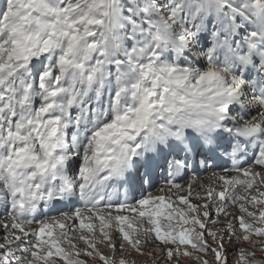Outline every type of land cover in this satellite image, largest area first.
Wrapping results in <instances>:
<instances>
[{
    "label": "snow or ice",
    "instance_id": "snow-or-ice-1",
    "mask_svg": "<svg viewBox=\"0 0 264 264\" xmlns=\"http://www.w3.org/2000/svg\"><path fill=\"white\" fill-rule=\"evenodd\" d=\"M139 257L264 264V0H4L0 264Z\"/></svg>",
    "mask_w": 264,
    "mask_h": 264
},
{
    "label": "rangeland",
    "instance_id": "rangeland-1",
    "mask_svg": "<svg viewBox=\"0 0 264 264\" xmlns=\"http://www.w3.org/2000/svg\"><path fill=\"white\" fill-rule=\"evenodd\" d=\"M154 247H158V245H156L155 243H148L145 245V250H151ZM81 258H84V257H81ZM138 264H152V260L147 259L145 257H139L138 258ZM182 264H191V262L190 261H184L182 259Z\"/></svg>",
    "mask_w": 264,
    "mask_h": 264
},
{
    "label": "bare ground",
    "instance_id": "bare-ground-1",
    "mask_svg": "<svg viewBox=\"0 0 264 264\" xmlns=\"http://www.w3.org/2000/svg\"><path fill=\"white\" fill-rule=\"evenodd\" d=\"M207 179V175H205L203 178H201V180H206ZM155 192V191H153Z\"/></svg>",
    "mask_w": 264,
    "mask_h": 264
}]
</instances>
